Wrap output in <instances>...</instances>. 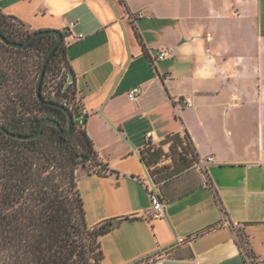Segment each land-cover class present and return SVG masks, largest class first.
Masks as SVG:
<instances>
[{
  "label": "crops",
  "instance_id": "obj_1",
  "mask_svg": "<svg viewBox=\"0 0 264 264\" xmlns=\"http://www.w3.org/2000/svg\"><path fill=\"white\" fill-rule=\"evenodd\" d=\"M0 10L30 32L73 24L83 36L66 58L106 173L78 170L77 188L89 227L121 220L99 239L100 264L152 254L149 264H249L243 246L264 264V0H0ZM148 132L164 153L150 170L168 201L154 219ZM173 134L192 149L190 167L163 143Z\"/></svg>",
  "mask_w": 264,
  "mask_h": 264
},
{
  "label": "trees",
  "instance_id": "obj_2",
  "mask_svg": "<svg viewBox=\"0 0 264 264\" xmlns=\"http://www.w3.org/2000/svg\"><path fill=\"white\" fill-rule=\"evenodd\" d=\"M32 33L21 21L0 10V35L8 41L23 43ZM62 37L46 65L41 95L45 100L65 106L76 118L70 134L61 136L53 125H47L38 138L31 140L14 139L0 131V254L7 256V251L13 252L15 264H90L95 247L100 248L99 239L121 221L109 219L93 227L86 222L77 188L78 168L88 164V169L80 170L99 175H104L106 170L98 161L84 126L77 124L82 105L74 97L72 84L65 88L71 69L66 58L64 33ZM55 40L51 35L40 36L24 49L11 48L0 42V50L32 51L43 61ZM41 64L37 66L38 76ZM21 69L29 75L27 68ZM9 78L7 69L0 66V88L7 85ZM32 105V109L7 106L0 113V124L22 136L36 134L47 118L57 121L63 129L67 128L66 114L60 109L40 104L36 98ZM163 143H169L173 156L179 148L178 160L186 162L187 167L195 161L189 144L183 146L177 135L167 136ZM146 148L141 152V160L149 168L158 189L155 170L150 168L160 162L164 153L152 145H146ZM188 155L190 160L186 158ZM167 177L168 174L162 179ZM98 260H102L101 250Z\"/></svg>",
  "mask_w": 264,
  "mask_h": 264
},
{
  "label": "rangeland",
  "instance_id": "obj_3",
  "mask_svg": "<svg viewBox=\"0 0 264 264\" xmlns=\"http://www.w3.org/2000/svg\"><path fill=\"white\" fill-rule=\"evenodd\" d=\"M42 62V58L32 51L14 52L8 50H0V66L7 69L10 78L7 85H2L0 88V113L7 107L16 105L21 108H33L32 100H35L34 87L37 82V66ZM22 67L29 70V75H26V70L22 71ZM27 82L29 85H27ZM28 89H25V88ZM48 92V89H47ZM13 100V101H12ZM70 102V100H68ZM88 169L89 165L79 166L80 169ZM18 206V205H17ZM8 212V210H7ZM12 250V248H11ZM13 252L7 251L6 255L0 254V264H15V258L12 257ZM100 256V248L95 247L90 259V264H100L98 260ZM155 256L140 260L136 264H149L155 261Z\"/></svg>",
  "mask_w": 264,
  "mask_h": 264
},
{
  "label": "water",
  "instance_id": "obj_4",
  "mask_svg": "<svg viewBox=\"0 0 264 264\" xmlns=\"http://www.w3.org/2000/svg\"><path fill=\"white\" fill-rule=\"evenodd\" d=\"M45 35H51L55 37V42L54 44L51 46V48L48 50L47 54L45 55V57L43 58L42 64H41V69H40V73L37 79V82L35 84L34 87V94H35V98L36 101L40 104H46L55 108L60 109L61 111H63L66 114V118H67V128L63 129L62 126L55 120L53 119H44L40 125V128L38 130V132L36 134L30 135V136H22V135H17V134H13L10 131H8L7 129H5L1 124H0V131L5 134L6 136H9L11 138L14 139H18V140H31V139H35L38 138L42 132L43 129L47 126V125H53L55 126L58 130L61 136H67L70 134L71 130H72V126H73V116L71 114V112L69 111L68 108H66L63 105L60 104H56L53 102H50L48 100H45L42 95H41V83L44 77V73H45V69H46V65L48 63V60L52 54V52L54 51V49L58 46V44L62 41L63 37H62V33L60 31H56V30H48V31H38V32H33L32 35L23 43H15V42H10L8 41L6 38H4L2 35H0V42L3 43L4 45L11 47V48H15V49H24L26 48L34 39L40 37V36H45ZM74 78H73V74L69 73L68 77H67V81L65 84V88H67L70 84H72ZM153 255V254H152ZM152 255H148V257H151ZM154 264H195L194 262H189V261H178V260H160Z\"/></svg>",
  "mask_w": 264,
  "mask_h": 264
},
{
  "label": "built area",
  "instance_id": "obj_5",
  "mask_svg": "<svg viewBox=\"0 0 264 264\" xmlns=\"http://www.w3.org/2000/svg\"><path fill=\"white\" fill-rule=\"evenodd\" d=\"M143 17L144 15L142 13H138L136 15L134 14L129 15V19L131 21L135 20L136 18H143ZM72 27H73V24H69L65 26L64 28V31H65L64 43L66 46L72 42H75L83 38L82 35H78V36L73 35L71 33ZM170 52H171L170 49L160 51L158 55L155 57V60L156 61L164 60L165 58H167ZM167 78H170V77H167ZM139 93H140L139 88H133L129 90L126 95L129 100H134L138 96ZM189 106H191V103L188 100L181 101V104H180L181 108H187ZM86 118H87V111L82 106L79 110L77 124L79 126H84L86 122ZM150 137H151V133L148 132L146 134V138H147L146 145H152V142L150 141ZM211 160L212 158H207L208 162ZM144 187L150 199V209H149V214L147 216V219H154V218L161 217L163 214L164 207L167 204V201L161 198V196L158 193L157 186L154 184L150 176H148V178L145 180ZM245 247L246 246L242 247L243 256L247 259L249 264H255L254 260L249 257L248 250Z\"/></svg>",
  "mask_w": 264,
  "mask_h": 264
}]
</instances>
